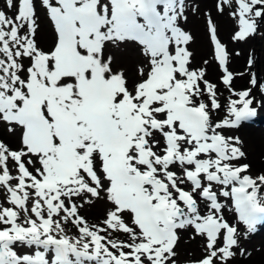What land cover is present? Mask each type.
I'll return each instance as SVG.
<instances>
[{"label":"snow or ice","instance_id":"snow-or-ice-1","mask_svg":"<svg viewBox=\"0 0 264 264\" xmlns=\"http://www.w3.org/2000/svg\"><path fill=\"white\" fill-rule=\"evenodd\" d=\"M214 9L238 21L233 42L264 24V0ZM188 12L186 0H0V264L250 259L241 239L264 214V167L253 174L231 133L264 106V85L260 99L254 74L233 86L245 73L227 69L199 5L222 75L193 68Z\"/></svg>","mask_w":264,"mask_h":264},{"label":"bare ground","instance_id":"bare-ground-1","mask_svg":"<svg viewBox=\"0 0 264 264\" xmlns=\"http://www.w3.org/2000/svg\"><path fill=\"white\" fill-rule=\"evenodd\" d=\"M216 0H186V5L189 8L188 22L184 26L186 30L190 31L194 37V42L188 47L193 53L191 58V65L193 68L206 67L207 79L215 82L217 77L222 75L219 69L218 62L214 59V53L211 51L207 37L211 36L208 32L205 17L202 14H192L191 9L199 5L201 13L207 9L211 12V19L216 28V36L218 41L225 46L226 52L228 53L227 69L234 74L245 73V75L236 76L233 81V86L237 89L238 87L246 88L250 87V79L254 74V66L257 61L258 48L263 49L264 38L259 36L258 32L246 38L244 42H233L232 36L234 32L238 30V21L228 18L225 16H218L215 9L214 3ZM261 26V25H260ZM213 47V46H212ZM239 51L240 55L237 56L235 53ZM252 58V66H247L249 57ZM207 60V65L204 61ZM257 85L253 88L252 95L260 99L258 83L261 84V78L256 77ZM256 107V105H253ZM264 111V106L258 107L257 115H261ZM252 118L250 121L243 122L240 127L232 131V135L239 136L245 141L246 151L250 152V159L253 161V174L257 169L264 167V127H261L258 121H254ZM264 121V118H260ZM254 123V124H253ZM89 218H93L96 214V210L92 209L87 212ZM229 219H232V213L226 212ZM245 228L241 226L240 232L244 233ZM187 243V242H186ZM242 246L250 254V259L245 258L239 261V264H264V228L256 229V231L248 236L247 239H241Z\"/></svg>","mask_w":264,"mask_h":264},{"label":"rangeland","instance_id":"rangeland-1","mask_svg":"<svg viewBox=\"0 0 264 264\" xmlns=\"http://www.w3.org/2000/svg\"><path fill=\"white\" fill-rule=\"evenodd\" d=\"M259 36L261 38H264V24H261L260 26V30H259ZM211 51H212V43H211V36L207 37ZM264 44V41L262 42ZM257 61L255 62V66H254V75L256 77L261 78V80H263V74H264V46L263 49H259L258 48V53H257ZM253 76H251L252 78ZM260 83H258V87H259ZM243 89L242 87H238L237 90H241ZM255 121V119H254ZM254 124V123H253ZM261 127H264V125H260ZM242 245V244H241Z\"/></svg>","mask_w":264,"mask_h":264}]
</instances>
